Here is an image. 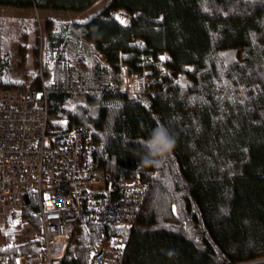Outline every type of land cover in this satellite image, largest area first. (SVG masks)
Returning <instances> with one entry per match:
<instances>
[{
    "label": "trees",
    "instance_id": "trees-1",
    "mask_svg": "<svg viewBox=\"0 0 264 264\" xmlns=\"http://www.w3.org/2000/svg\"><path fill=\"white\" fill-rule=\"evenodd\" d=\"M98 1L0 5L83 11ZM52 26L49 49L84 40L111 63L126 58L131 70L151 67L158 77L141 97L88 95L91 105L80 112L67 108V91L48 95L53 116L93 128L96 161L115 185L134 177L148 184L132 228L113 219L79 223L62 264H90L100 246L120 264H235L264 256V0H107L83 21ZM19 84L2 80L0 88ZM31 84L41 88L38 78ZM159 125L175 146L143 165L142 141ZM37 199L26 191L17 213L37 233L17 244L0 229V256L42 248Z\"/></svg>",
    "mask_w": 264,
    "mask_h": 264
},
{
    "label": "built area",
    "instance_id": "built-area-1",
    "mask_svg": "<svg viewBox=\"0 0 264 264\" xmlns=\"http://www.w3.org/2000/svg\"><path fill=\"white\" fill-rule=\"evenodd\" d=\"M52 51L53 61L37 75L41 88L31 83L0 88V213L22 205L29 190L38 198L43 226L37 253L6 254L0 264H62L79 223L113 219L132 228L148 189L140 177L115 185L111 173L96 161L93 128L53 116L47 100L50 93L66 91L141 97L158 78L154 68L133 71L126 58L111 63L101 51L96 53L99 66H75L68 63L67 50ZM152 62L159 71L165 69L163 60ZM108 249H95L89 263L120 264L108 260ZM235 264H264V256Z\"/></svg>",
    "mask_w": 264,
    "mask_h": 264
},
{
    "label": "rangeland",
    "instance_id": "rangeland-1",
    "mask_svg": "<svg viewBox=\"0 0 264 264\" xmlns=\"http://www.w3.org/2000/svg\"><path fill=\"white\" fill-rule=\"evenodd\" d=\"M106 1L99 0L83 11L0 5V81H17L20 83L17 87L33 83L38 78L39 70L48 68L53 61L54 49L48 48L45 39L52 25L83 21L97 13ZM61 48L68 51V63L72 65L99 66L100 61L96 57L98 51L92 48L90 42L70 39ZM90 105L88 95H73L67 108L80 112ZM61 118L68 120L69 117L67 115ZM21 207L22 205L12 206L0 213V229L12 232V239L17 244L26 242L37 233L31 221L17 214ZM41 234L37 236L39 239Z\"/></svg>",
    "mask_w": 264,
    "mask_h": 264
},
{
    "label": "clouds",
    "instance_id": "clouds-1",
    "mask_svg": "<svg viewBox=\"0 0 264 264\" xmlns=\"http://www.w3.org/2000/svg\"><path fill=\"white\" fill-rule=\"evenodd\" d=\"M175 138L169 129L163 125L153 129L148 139L142 141L145 155L142 157L143 165H152L156 162L154 158L162 157L169 153L175 146Z\"/></svg>",
    "mask_w": 264,
    "mask_h": 264
},
{
    "label": "water",
    "instance_id": "water-1",
    "mask_svg": "<svg viewBox=\"0 0 264 264\" xmlns=\"http://www.w3.org/2000/svg\"><path fill=\"white\" fill-rule=\"evenodd\" d=\"M38 96H39V97H42V96H43V93L40 91V92L38 93ZM122 226H124V227H126V228H131L130 225H122Z\"/></svg>",
    "mask_w": 264,
    "mask_h": 264
},
{
    "label": "bare ground",
    "instance_id": "bare-ground-1",
    "mask_svg": "<svg viewBox=\"0 0 264 264\" xmlns=\"http://www.w3.org/2000/svg\"><path fill=\"white\" fill-rule=\"evenodd\" d=\"M108 92H115V93H116V92H119V91H108ZM120 93H121V92H120ZM94 95H97V94H94Z\"/></svg>",
    "mask_w": 264,
    "mask_h": 264
},
{
    "label": "snow or ice",
    "instance_id": "snow-or-ice-1",
    "mask_svg": "<svg viewBox=\"0 0 264 264\" xmlns=\"http://www.w3.org/2000/svg\"><path fill=\"white\" fill-rule=\"evenodd\" d=\"M123 23V21H121ZM163 59V58H162Z\"/></svg>",
    "mask_w": 264,
    "mask_h": 264
}]
</instances>
